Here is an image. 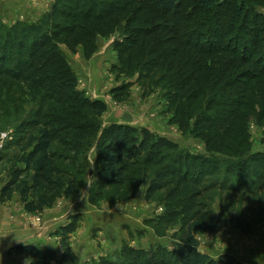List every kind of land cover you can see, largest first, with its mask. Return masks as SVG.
<instances>
[{
  "label": "rangeland",
  "instance_id": "obj_1",
  "mask_svg": "<svg viewBox=\"0 0 264 264\" xmlns=\"http://www.w3.org/2000/svg\"><path fill=\"white\" fill-rule=\"evenodd\" d=\"M108 1L122 6L124 12L119 15V23L108 30L112 32L105 31L94 37V48L90 45L84 50L76 34L61 30L41 50L47 55L58 50L64 52L66 61L49 69L67 71L69 68L76 76L75 90L90 102L100 101L104 110L76 108L72 111L74 108L64 99L59 104L46 100L50 95L49 81L39 88L33 84L49 72L40 69L35 74L37 65L20 80L8 75L10 69L18 71L15 64H8L0 75V241L3 243L0 257H4L0 264H43V259L47 261L45 264H102L103 260L111 264H154L161 258L166 263L175 258L178 244L185 240L187 233L196 241L198 252L215 261L221 255L237 261L236 257L246 251L247 245L264 251V185L259 186L251 179V167L244 169L238 164L252 155L264 154V96L254 101L253 111H244L234 123L235 113L229 107L209 109L208 100L217 88H212L190 108L187 102L190 91L178 90L176 86L189 75L190 67L177 75L174 64L170 69L167 66L157 69L150 77H146L144 70L145 63H152L159 54L172 48L173 42H167L171 36L156 28L147 9L135 24L121 25V21L128 23L126 18L142 4L134 0ZM245 1L248 8L264 15V0ZM32 2L27 5L23 2L21 6L29 11L39 10L40 4L36 0ZM194 5L195 0H188L182 13L189 12ZM71 15L61 14L53 21L70 28L83 24L84 21ZM196 18L193 16L187 25H194ZM0 24L3 29L0 35H4L11 26L1 15ZM136 25L153 32L145 39L138 38L141 44L144 41V48H138L132 55L133 63L123 70L118 55L124 54L126 63L130 52L118 53L113 43L122 42L127 34L135 39ZM151 49L156 50L153 56L149 55ZM209 60L204 58V64ZM252 68L250 63L241 70ZM26 107L33 108L27 111ZM211 116L217 117L216 123L205 119ZM31 121L37 123V129L30 127ZM67 121L83 130H66L62 125ZM123 121L140 123V128L135 129H145L174 143L175 152L184 150L212 159L215 171L195 172L184 180L177 170L169 171L172 156H179L162 149L152 162L143 156L120 158L113 170L116 175L104 174L109 161L98 155L96 143L104 130L121 126L115 123ZM228 126H231L229 132ZM47 127L61 131L50 153L54 154L64 182L50 196V207L29 213L21 200L19 182L4 195L3 189L20 167L18 158L26 154L21 148L27 139L38 137V130ZM91 129L96 131L93 136ZM30 176L31 171L24 172L19 181L27 183ZM72 183L76 190L66 195ZM40 198L47 201L41 192L30 194L28 201L37 203ZM72 222L73 230L65 233ZM18 247H29L31 251L19 252ZM229 248L235 253L224 254ZM166 254L170 255L168 259ZM138 257L141 260L135 262ZM3 259L8 261L5 263Z\"/></svg>",
  "mask_w": 264,
  "mask_h": 264
},
{
  "label": "trees",
  "instance_id": "obj_2",
  "mask_svg": "<svg viewBox=\"0 0 264 264\" xmlns=\"http://www.w3.org/2000/svg\"><path fill=\"white\" fill-rule=\"evenodd\" d=\"M134 1L138 5L142 4V7H138L132 16L126 18L128 23L121 21L120 24L128 25V27L135 24L139 20V16H143L142 12L147 9L148 16H152L157 24L156 28L163 29V33L171 36L172 39L170 38L167 42H173L171 49H166L159 54L152 63H145L146 77H150L159 68L165 69L167 66L170 69L174 64L178 68L175 73L177 75L190 67L191 71L186 79L176 85L178 90L190 91L187 96L190 108L194 107L195 102L204 97L212 88H217L213 97L208 100L211 105L209 109L214 106L229 107L235 113L232 123L238 117H242L244 111H251V109L253 111L257 99L260 101L264 96V80H262V78L264 79V15L248 8L245 0H195L194 7L187 13H182V9L188 0ZM64 3L66 5L63 10H69L66 13L61 9ZM147 5L148 7H146ZM123 12L122 6L108 0H55L51 11L38 22L15 23L5 31L4 35H0V75L3 74L4 67L8 68V64H15L18 71L10 69L8 75L20 80L25 72L32 71L33 66L37 65L35 74L40 69L49 72L46 77L34 80L33 84L39 88L44 82L49 81L50 95H46V100L58 103L64 99L69 106L74 108L72 111L76 108L104 110L105 107L100 101L90 102L75 90L76 76L72 75L68 67L67 71L61 69L51 71L49 69L66 61L64 52L58 50V52L53 51L47 55L41 50L49 45L51 37L62 32L61 30H68L70 33L76 34L84 50L90 45L94 48L95 45H92L94 37L105 31L112 32L108 30L119 23V15H122ZM195 12L200 13L196 15ZM230 12L232 14L229 17ZM61 14L67 17L72 14V18L78 17L77 19L84 22L72 28L61 27L53 21ZM193 16H197L196 23L187 25L192 21ZM160 22L165 23L158 25ZM259 22L262 24L260 25ZM1 25L0 34L3 31ZM134 29L135 39L133 35L127 34L122 37V42L116 40L113 43V47L118 53L130 52L126 63L123 59L124 54L118 55L123 70L127 69L129 63L133 61L132 55L139 51L138 48H144V41L141 44L138 38L145 39L153 32V30L137 25ZM155 52V49H151L149 55L153 56ZM257 55L260 56L258 59ZM171 58H175V61ZM204 58H210V60L204 64ZM164 59L165 62H162ZM250 63L254 68L241 70L243 66ZM203 100L199 101L200 105ZM32 108L26 107L27 111ZM205 119L213 123L218 120L217 117L212 116L205 117ZM30 123V127L33 129L38 128L35 121ZM62 126L71 131L81 132L83 130L81 126L77 127L71 121L65 122ZM230 129L231 126H228L226 131L229 132ZM91 131L93 136L96 131L95 129H91ZM60 132V130L47 127L38 130V137L28 138L26 145L21 148V151H25L26 154H22L18 158L20 167L15 169L12 173L13 180L3 189L4 195L8 189L15 188L16 183L19 182L21 200L25 204V210L29 213H34L44 206L50 207L52 203L50 196L63 185L62 172L56 166L54 154L50 153L51 146ZM9 144L11 145V143ZM96 144L98 155L104 156L109 161L105 164L104 174H110L112 177L116 175L113 170L120 158L143 156L147 162H152L162 153V149L164 151L169 149L179 156H172L171 170L169 171L172 173L175 172L173 170H177L184 180H187L189 175L195 172L204 174L215 171L216 164L212 159L190 154L184 150L175 152L176 145L174 143L156 137L145 129L138 130L128 126L113 125L101 133ZM128 151L129 153H127ZM238 164L244 169L251 167V179L259 186L264 185V154L252 155L250 159ZM119 170H123V168H119ZM29 171H31V176L27 183L19 181L22 174ZM153 188L157 189L158 186ZM75 190L76 185L72 183L67 188L66 195H71ZM39 192L44 193L47 201L44 200L45 198L38 199L41 201L37 200V203L28 201L30 194L35 195ZM197 196L201 197L200 194ZM73 226L74 222L67 227V230L65 229V233H70ZM65 233L62 231V235ZM16 250L19 252L31 251L29 247H18ZM141 252L138 251L139 254H143ZM174 254L175 258L171 257L166 263L161 258L154 264H239L228 255H221L215 261L209 256L199 253L196 241L189 233L185 236V240L178 244ZM169 257L170 255L166 254V259ZM136 260L135 262H138L141 258L138 257ZM42 262L43 264L47 263L46 259H43ZM102 264L111 263L103 260Z\"/></svg>",
  "mask_w": 264,
  "mask_h": 264
},
{
  "label": "crops",
  "instance_id": "obj_3",
  "mask_svg": "<svg viewBox=\"0 0 264 264\" xmlns=\"http://www.w3.org/2000/svg\"><path fill=\"white\" fill-rule=\"evenodd\" d=\"M35 0H2L3 3L0 2V15L2 20H7L8 25L15 23L18 20L30 21V22H38L37 20L41 19L44 15L49 13L52 9L55 0H36V3L40 4L39 10L29 11L26 10L21 4L24 2L25 5L28 3H33ZM4 4V5H2ZM17 5V6H16ZM16 6V9L14 8ZM23 7V9H22ZM10 10V11H8ZM2 12V14H1ZM34 14V15H33ZM92 72V71H91ZM85 75H88L84 72ZM87 77V76H86ZM121 126H131L133 128H140V123L137 122H120L115 123ZM143 125V124H141ZM3 243L0 241V247ZM27 246V245H24ZM246 251L241 255L239 254L236 259L239 264H264V251L260 248H255L252 245H247L244 248ZM235 251L232 248L227 249L224 254H234ZM220 256V253L217 255ZM4 258V257H0ZM6 263V259H3Z\"/></svg>",
  "mask_w": 264,
  "mask_h": 264
},
{
  "label": "clouds",
  "instance_id": "obj_4",
  "mask_svg": "<svg viewBox=\"0 0 264 264\" xmlns=\"http://www.w3.org/2000/svg\"><path fill=\"white\" fill-rule=\"evenodd\" d=\"M15 239H16V238H15ZM16 240H17L18 242H19V241H22V242H24L23 240H19V239H16ZM225 247H226V246H225Z\"/></svg>",
  "mask_w": 264,
  "mask_h": 264
}]
</instances>
